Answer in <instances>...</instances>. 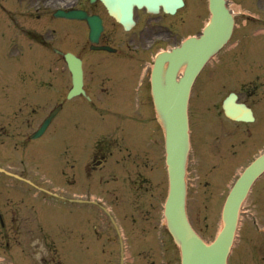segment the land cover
Masks as SVG:
<instances>
[{"label":"rangeland","instance_id":"374dc122","mask_svg":"<svg viewBox=\"0 0 264 264\" xmlns=\"http://www.w3.org/2000/svg\"><path fill=\"white\" fill-rule=\"evenodd\" d=\"M0 1V93L4 96L24 88L27 82L17 75L28 71L31 74L30 87L38 94L30 96V104L36 109L35 113L31 109V124L37 126L58 102H66V94L71 89V75L65 63L59 61L51 49L41 45L42 41L57 37L54 32L57 21L43 13L45 8L39 13V0H31L28 4H20L19 0ZM200 5L201 13L190 20L198 22L197 28L191 32L193 34H198L209 18L206 0H200ZM229 5L235 12L239 10V0H229ZM257 16L264 25V11ZM8 27L14 45L8 44ZM12 46L18 58L12 67L16 77L10 82L5 61L9 57L7 48ZM49 46L58 49V44ZM64 48V51L73 50L72 47ZM240 55L233 61H237ZM153 56L155 52L151 54ZM216 60L217 57L207 65L195 84L189 108L193 145L187 160L186 208L194 230L207 243L214 240L222 227V209L231 187L243 170L264 152V131L256 134L259 130L256 124L264 125V107L252 101L259 115L254 123L238 125L227 120L221 111V100L227 92L222 96L217 93ZM234 67H237L234 72H238V75L232 72V76H237V89H240L244 77L264 81V65L260 63L247 66L245 74L244 66ZM35 79L40 80L33 82ZM41 83L43 87L45 85L43 89ZM50 89L61 91L62 98ZM27 91L31 94L30 89ZM43 91L47 96L44 99ZM257 94L263 97L264 88ZM75 102L84 108L68 104L47 134L31 145L33 155H37L31 158L29 179L50 194L39 193L32 187L27 195L29 201L26 200L31 221L25 222V227L15 233L0 227V264H120L119 238L109 215L91 204H71L67 201L70 198L104 202L121 233L124 264H180L179 248L171 238L163 216L168 179L161 131L158 129L156 147H152L150 137L146 144L142 143L148 153L134 150L130 147L131 140L127 142L123 138L122 146L115 145L114 140L120 142V137L115 138L110 133L126 134L123 132L125 127L134 125L128 124L121 115L101 118L99 109L90 107L83 98H76L72 103ZM95 102L100 109L107 105L113 112L117 109L104 99H95ZM260 103L264 104V99ZM129 105L133 107L132 102ZM145 115L149 117V114H143L136 121L148 122ZM153 127H156L154 123L147 126L146 131ZM103 133L108 134L104 139L110 141L113 155L104 167L93 171L91 177H85L81 172L78 174L92 188L90 193L86 188L72 187L73 166H77L74 162L77 155L73 153L75 145L93 143L94 138ZM120 148L128 150L120 151ZM128 152L132 156L126 159ZM79 165L83 166L80 159ZM0 192L6 194L1 199L5 203L13 190L9 191L0 183ZM63 197L65 200H61ZM240 221L239 237L229 264H244L243 261L252 264L248 256H243L246 246L251 248L255 243L259 259L264 256V233L257 232L264 229V177L254 186L244 204ZM5 234L10 236L9 240ZM13 236L15 240L10 242ZM246 253L251 256L250 251Z\"/></svg>","mask_w":264,"mask_h":264},{"label":"flooded vegetation","instance_id":"af4514ba","mask_svg":"<svg viewBox=\"0 0 264 264\" xmlns=\"http://www.w3.org/2000/svg\"><path fill=\"white\" fill-rule=\"evenodd\" d=\"M19 1L20 4L31 2V0ZM183 1L184 6L178 9L175 14H167L162 8L158 14H155L145 7H138L136 3L131 4L133 7V22L127 21L124 24L118 22L111 15L110 0H107V3H104L103 0H39L38 2L40 5L38 7L39 13L45 8L43 13L48 14L57 21V27L55 31L53 30L57 33V37L50 38L49 41H42L41 45L44 48L51 49L54 53L56 49L53 46L47 47V45L58 44L57 50L64 53L72 52L82 60L85 96L78 98H83L90 107L99 109V113L136 114L134 117H128L129 124H133L134 127H125L123 132H126V134L122 133L121 135V138L125 141L129 142L131 140L130 147L134 150L143 151L141 145L148 138V132L143 136L141 123H136L138 122L136 118H139L138 115L143 113H154L151 102L152 68L150 63L153 59L151 54L160 48L173 49L179 46L190 36L191 29H196L198 26L196 20H190L201 13L200 0L199 2L198 0ZM194 4H196V7ZM42 6L44 7L42 8ZM246 6L248 9H244ZM238 7L239 13L235 18L236 26L232 39L228 46L218 54L216 60L217 93L222 96L227 92L221 100L222 114L224 113L222 103L232 93L236 94L237 100L241 103L252 106V101H256L261 108L264 107V104L260 103L264 96L258 97L257 94L261 88H264V81L261 79L252 81L248 77H244L240 89H237V76H232L233 73L238 75V72H234L237 69V67H234L236 65L244 66V74L249 65L256 62L264 65V25L261 24L262 19L260 16H257V14L264 11V0H239ZM59 11L64 13L77 12L79 16L73 19L63 16L56 17ZM99 26L102 29L98 42H92L90 39L91 32L93 28L97 29ZM28 30L31 29L28 28ZM7 34L10 37L8 44L14 45V38L10 36V27H8ZM64 46L67 48L72 47L73 50L64 51ZM14 49L13 46L7 48L6 53L9 57L5 61V65L11 72L10 67H13L15 60L18 58L15 56L17 52ZM238 54L241 55L234 62L233 59ZM55 55L59 61L65 63L63 56L60 54ZM11 72L7 80L13 82L14 75ZM20 75L17 76L23 82H27L26 85H23L24 90L11 92L4 96H1L0 93V168L5 170V173H0V183L8 187L9 191L13 190L9 197H6L5 203L1 199L5 198L2 195L6 194L0 192V227L13 233L24 228L25 222L31 221L30 207L27 205L26 200L29 201L27 195H30L29 189L32 188L28 183V181H31L29 179L31 158H35L37 155H33L31 145L42 139L31 140V135L39 124L37 126L31 124V109L34 113L36 109H34L35 105L30 104V96L38 94L30 87L29 78H31V74L25 71ZM37 80L40 79H35L33 82ZM41 87L44 88L45 85L43 87L41 83ZM27 89L31 90V94ZM53 93L62 98V93L58 89H54ZM67 95L68 93L66 97ZM86 97H89L90 100L88 101ZM95 99H104L105 102L113 104L117 109L113 112L110 105L100 109L96 105ZM72 102L68 103L67 100L66 102L61 100L56 106H62L61 113L68 104L81 109L84 108L83 105L78 104L79 102ZM131 102L133 107L129 105ZM252 110L257 120V117H259L258 112L254 107H252ZM151 119L153 120V117ZM256 126L259 127V130L255 131L256 134L264 131L262 123H257ZM149 137L151 144L156 145V133L152 129ZM121 138L120 142L115 139L114 144L122 146ZM105 140L95 137L93 143L75 145L73 153L77 155V158H74L77 166H73L74 180L71 181L72 187L86 188V191L90 193L92 188H89V184L84 183L83 176L91 177L92 172L104 167L107 159L113 155L110 141ZM127 150L120 148V151L127 152ZM131 156L132 153L128 152L125 158ZM79 159L82 160V167L79 165ZM80 172L84 174L82 177L78 176ZM42 173H44L43 170ZM85 177L84 179H86ZM257 232L262 234L264 229L260 228ZM5 236L7 240L10 239V236L6 234ZM14 240L13 236L10 242ZM244 246L245 244L241 247ZM247 250L251 252V256L247 255ZM257 254L258 245L252 243L251 248L249 245L246 246L243 256L244 258L248 256V260L252 264H264V256H260V260ZM243 262L247 264L248 261Z\"/></svg>","mask_w":264,"mask_h":264},{"label":"water","instance_id":"95a60500","mask_svg":"<svg viewBox=\"0 0 264 264\" xmlns=\"http://www.w3.org/2000/svg\"><path fill=\"white\" fill-rule=\"evenodd\" d=\"M163 1L165 0H126L129 6L138 3L139 6L146 5L156 10ZM177 1L181 4V0ZM114 6L113 4L112 13L117 11ZM210 11L212 21L202 37L190 39L182 48L159 56L153 76L154 101L166 137L169 195L165 206V216L169 231L180 247L182 264H227L241 202L253 182L264 172L263 156L245 171L231 192L223 211L222 231L213 243H205L191 228L185 208V164L189 146L188 100L197 75L207 61L228 41L233 27L232 17L226 8V0H210ZM123 12L127 18H130L129 9H123ZM65 57L73 74V91L76 93L80 90L82 83L80 62L70 54ZM166 64L168 68L164 76ZM183 66H186L184 76L177 79L178 71ZM53 117L54 114L35 137L45 131ZM233 119L241 120L234 116Z\"/></svg>","mask_w":264,"mask_h":264},{"label":"bare ground","instance_id":"6f19581e","mask_svg":"<svg viewBox=\"0 0 264 264\" xmlns=\"http://www.w3.org/2000/svg\"><path fill=\"white\" fill-rule=\"evenodd\" d=\"M172 4L180 5V3H176L175 1H174ZM172 4H171L170 6H165V5H162V6H164V7H166V8H171V7H172ZM183 76H184V74H183ZM224 108L226 109L227 113H230V114L233 115V116H235V113H236V117H240V118H242L243 115H244V114L241 112V110H239L238 108L231 107V106H229V108H227V106H224ZM232 112H235V113H232ZM248 119L250 120L251 117L249 116ZM248 119H247V120H248ZM245 198H246V196H245ZM240 210H241V206H240V208H239V212H240ZM239 212H238V214H239ZM239 224H240V221H239V216H238V218H237V224H236V228H237V230L235 229V233H236V231H238V226H239ZM223 227H224V226H223ZM235 237H236V235H235Z\"/></svg>","mask_w":264,"mask_h":264}]
</instances>
